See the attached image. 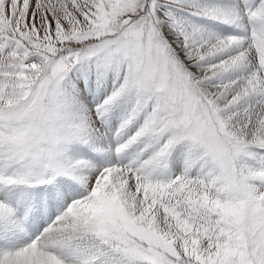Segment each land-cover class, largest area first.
<instances>
[{
  "label": "snow or ice",
  "instance_id": "snow-or-ice-1",
  "mask_svg": "<svg viewBox=\"0 0 264 264\" xmlns=\"http://www.w3.org/2000/svg\"><path fill=\"white\" fill-rule=\"evenodd\" d=\"M0 264H264V0H0Z\"/></svg>",
  "mask_w": 264,
  "mask_h": 264
}]
</instances>
